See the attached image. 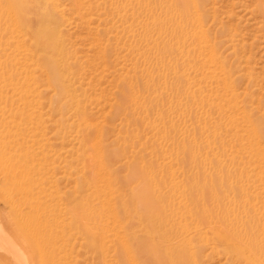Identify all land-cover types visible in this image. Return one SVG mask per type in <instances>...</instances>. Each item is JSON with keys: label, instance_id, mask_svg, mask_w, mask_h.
Returning <instances> with one entry per match:
<instances>
[{"label": "rangeland", "instance_id": "1", "mask_svg": "<svg viewBox=\"0 0 264 264\" xmlns=\"http://www.w3.org/2000/svg\"><path fill=\"white\" fill-rule=\"evenodd\" d=\"M19 1L56 46L30 52L0 0V227L22 263H154L126 249L148 211L156 264H264V0H193L176 30L177 0Z\"/></svg>", "mask_w": 264, "mask_h": 264}, {"label": "bare ground", "instance_id": "2", "mask_svg": "<svg viewBox=\"0 0 264 264\" xmlns=\"http://www.w3.org/2000/svg\"><path fill=\"white\" fill-rule=\"evenodd\" d=\"M192 2H193V0H177V3L181 4L182 13L177 17L180 20L179 22H177V20H173L172 27L174 30H176V28H178V25L180 27H182V23L188 27V23H189V12H188V10H189V5ZM20 4H27V3H25L24 1L20 2L19 0H15L14 4H12L10 2L6 4L7 7L5 8L6 9L5 12L7 13V16L9 17V19L11 21V27L13 29L17 30L18 33H21V34L30 33L31 34L33 40L31 41L30 52H36L37 50H39V51L46 52L47 54H49L51 52L53 53V50L56 49V46L54 43V39H55L54 30L55 29L53 27L54 22L50 16V14L47 13L46 15L43 16V14L37 12L38 7L37 8H35V7L39 4H41L40 1L32 2L31 4H33V5L31 7H24V6L22 7V6H20ZM192 20H193V18H192ZM194 37H196L195 33H194ZM198 39L200 41L202 39H206V37H205V35H204V37L198 36L197 40ZM17 41H18V43H21V41H19V40H17ZM17 46L21 47V45H19V44H17ZM50 57H52V56L50 55ZM212 57L213 56H210V59H212ZM46 60L48 61V62H45V68L49 72L48 73V80H49L50 84H53L54 87L60 91L59 93H61L62 85L60 83V78L57 74V71H55V68H54L55 64L52 61H50L49 59H46ZM42 68H43V64H42ZM0 147H1V145H0ZM8 155L9 154H7V156ZM6 158L7 157H5L4 154H2V155L0 154V175H2V177L0 178L1 184H7L8 183L7 181L9 180V178H7L8 174H5L4 172H9L10 170H12V167L14 168V166H12ZM10 181L12 182L11 179L9 180V183H10ZM5 187H6V185H5ZM18 190H20V189H18ZM133 207L136 211L142 210L141 204H139V205L134 204ZM144 212H142V215L139 217L137 216L136 219L134 220V223L136 224V227H137V233H139L141 235V239L136 242L133 249L128 247V246L126 249H127L128 255L130 254L129 250H131V252L132 251L136 252L137 254L142 256L144 258V260L154 262V263H149V264H156L155 262L158 261V259L156 258V255H154L153 251H152V249L154 248V246H153L154 244L149 238L150 235L154 232L153 231L154 218L150 212H148V211H144ZM94 227H95V225L91 227L92 234H88V237L90 236V241H89L90 246L97 247L98 235L95 232H93ZM5 233L2 230V228L0 227V250H5L8 253H10L18 263L25 264V263H22V259H23L22 256L23 255H22V253L20 254V251L17 249L15 242L11 238H9ZM199 235L200 234H197V236H195L196 238L195 237L194 238L203 242L204 239L199 238ZM63 249L61 251H63ZM225 249L230 250V251L235 250V248L231 247L230 244H227ZM126 257H128V256L126 255ZM179 257H181V256H179ZM24 262H25V260H24ZM193 263L196 264L195 261H193Z\"/></svg>", "mask_w": 264, "mask_h": 264}]
</instances>
